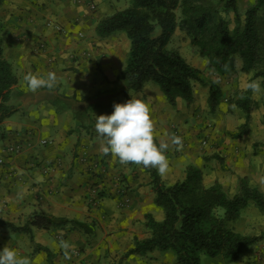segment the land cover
Returning a JSON list of instances; mask_svg holds the SVG:
<instances>
[{
  "label": "crops",
  "instance_id": "obj_1",
  "mask_svg": "<svg viewBox=\"0 0 264 264\" xmlns=\"http://www.w3.org/2000/svg\"><path fill=\"white\" fill-rule=\"evenodd\" d=\"M125 8L116 0H3L0 7L4 57L18 78L8 102L13 112L0 120V222L23 227L36 211L82 223L30 231L0 223V250L8 246L28 264H176L174 255L161 251L124 257L136 238L150 236L146 214L162 220L164 213L142 166H123L100 152L96 116L111 115L107 105L116 96L149 103L157 145L170 144L166 183L183 180L187 167L195 166L207 185L217 181L236 193L246 177L264 193V77L252 80L259 93L232 109L221 107L227 95L246 90L242 80L248 84L255 74L244 66L231 76L236 68L221 77L203 71L223 92L215 109L209 86L202 84L195 85L190 102L178 98L172 105L149 82L126 99L118 78L129 39L123 32L107 38L97 32L99 20ZM50 71L59 77L53 90H26L27 73ZM172 134L182 137V150L171 145ZM10 145L22 151L10 153ZM229 264H264V244H253Z\"/></svg>",
  "mask_w": 264,
  "mask_h": 264
},
{
  "label": "trees",
  "instance_id": "obj_2",
  "mask_svg": "<svg viewBox=\"0 0 264 264\" xmlns=\"http://www.w3.org/2000/svg\"><path fill=\"white\" fill-rule=\"evenodd\" d=\"M222 2L224 11L237 10L238 0ZM180 5L184 15L182 26L196 41L203 40L210 45L211 49H202L201 53L202 56H209V62L218 72L224 74L232 70L235 54L240 52L245 55L244 69H252L246 61L249 49L243 48V43L257 36L255 17L264 9V0H257L247 10L246 28L241 36L231 35L224 22L213 28V7L198 3V0H133L129 7L99 20L98 35L106 37L124 32L130 41L128 59L118 78L122 84L121 93L126 99L130 98L131 91L139 92L152 81L159 85L170 104H176L178 98L190 102L195 85L202 84L209 86L208 101L215 109L223 95L218 83L188 62L179 51L167 49L178 26L176 10ZM157 26L161 28L158 35L155 34ZM225 65L229 70H225ZM256 75L264 77V72H257ZM17 82L11 63L4 57L0 26V120L13 112L8 102ZM250 92L247 90L248 96ZM247 102L248 97L237 101V105L244 106ZM116 103L125 102L116 96L107 105L111 114ZM143 169L151 177L155 202L164 217L158 220L152 213H147L146 225L150 236L136 238L134 246L124 257L172 251L177 264H203L202 254L221 256L229 264L237 261L248 247L264 239V232L247 235L235 227L242 210L251 202L264 213V193L252 186L246 177L239 180L238 191L230 194L217 181L211 185L203 183L202 170L195 166H188L185 178L173 184L165 183L156 169ZM0 223L13 230L24 231H30L31 226L50 229L69 223L82 225L75 220L36 211L23 227L4 221Z\"/></svg>",
  "mask_w": 264,
  "mask_h": 264
},
{
  "label": "clouds",
  "instance_id": "obj_3",
  "mask_svg": "<svg viewBox=\"0 0 264 264\" xmlns=\"http://www.w3.org/2000/svg\"><path fill=\"white\" fill-rule=\"evenodd\" d=\"M224 67L226 71L229 70L227 65ZM24 81L27 91L36 92L41 88L51 91L58 84L59 77L51 71L45 75L29 72L24 76ZM246 88L255 95L260 91V84L252 81L246 85ZM226 106V104L221 105V107ZM232 107L236 106L232 105ZM95 130L104 141L100 147L102 155H111L113 160H118L123 166L133 164L156 169L161 178L166 177L170 172V162L166 155L170 144L161 141L157 145L158 133L152 118V109L145 100L131 97L125 103L114 104L111 115L96 116ZM170 142L176 150L183 149L182 137L172 134ZM64 247L68 246L65 244ZM0 264H28V262L20 257L16 250L5 246L0 250Z\"/></svg>",
  "mask_w": 264,
  "mask_h": 264
},
{
  "label": "rangeland",
  "instance_id": "obj_4",
  "mask_svg": "<svg viewBox=\"0 0 264 264\" xmlns=\"http://www.w3.org/2000/svg\"><path fill=\"white\" fill-rule=\"evenodd\" d=\"M133 0H116V4H118L119 7L125 8L127 6H130L132 4ZM182 1V0H180ZM257 0H238V7L236 11H231L227 12L223 10V2L222 0H198V3H201L203 5H208L212 6L215 14L214 18L212 20V27L218 25L221 22H224L227 24L231 35H239L241 36L243 31L246 28V17H247V10L253 6ZM3 3V0H0V7ZM177 21H178V26L176 31L174 32L171 40L169 41L167 45L168 50H176L179 51L182 56H184L188 62L193 64L194 66L202 69L207 75H221L220 72H218L214 65L209 62V56L206 55L202 56V49H211L210 45H207L205 41H196L194 37L189 33L188 30H186L181 22L183 20V8L182 5H180L177 10ZM256 20V31H257V36L256 38L246 41L243 43V48L249 49V52L246 53L247 55V64L252 65V69L247 70V71H252L255 73L253 77L250 79L249 83L252 82V80L256 78H260L261 76H257V72H264V9H262L255 17ZM212 28V29H213ZM161 31V28L159 26L156 27L155 34L158 35ZM124 33V32H123ZM125 35V34H124ZM102 37V36H100ZM108 36H106L107 38ZM126 39H128L126 37ZM122 39H119L121 42ZM129 41V40H128ZM124 43V42H123ZM130 43V41H129ZM235 65L234 68H236L235 71H232L228 73L229 76L237 73L239 70H241L242 66L245 65L244 59L245 55H243L241 52L238 54H235ZM240 62V65L238 67L237 64ZM232 69V70H233ZM231 71V70H230ZM229 72V71H228ZM218 77H221V76ZM209 77V76H208ZM228 78V77H227ZM226 78V79H227ZM230 79V78H229ZM225 80V79H224ZM247 80L248 78H245L242 80L244 84L247 85ZM226 81V80H225ZM150 85L153 87H156V89L160 90V87L158 84L150 81ZM198 85V84H197ZM246 88V86H245ZM247 88L246 90L240 88H236L235 92H232L231 94L227 95V101H224L225 104L229 109H232V105L237 106V100L238 99H244L247 97H251V92L250 95H247ZM237 96H240L242 98H238ZM216 164L218 165L220 163L219 159H216ZM140 166H133V169H138ZM204 178V177H203ZM118 183H121L120 181H117ZM165 182V181H164ZM216 182V181H215ZM166 183V182H165ZM205 183V181L203 182ZM169 184V183H167ZM207 184V182L205 183ZM124 189L127 190V188L121 184ZM121 188V189H123ZM226 190V189H225ZM102 191V190H101ZM230 194H234V189H227L226 190ZM102 192H100V189H98V194H97V199L101 198ZM100 203V202H98ZM97 203V204H98ZM236 229L247 235H253V234H261L264 232V213H262L258 207L255 206L253 202L250 203L248 207L242 210L241 216L238 219V221L235 223ZM264 244V239L257 242L256 245H262ZM167 254L166 256L169 257V255H174L172 251H166ZM77 253H80L78 250ZM163 253V252H162ZM172 253V254H170ZM175 256V255H174ZM175 263L177 264L176 258ZM223 257L218 256V257H210L207 254H202V263L203 264H224Z\"/></svg>",
  "mask_w": 264,
  "mask_h": 264
},
{
  "label": "built area",
  "instance_id": "obj_5",
  "mask_svg": "<svg viewBox=\"0 0 264 264\" xmlns=\"http://www.w3.org/2000/svg\"><path fill=\"white\" fill-rule=\"evenodd\" d=\"M95 5H93L94 7ZM202 143L204 145L208 144V140L207 139H203L202 140ZM8 151L12 154H19L21 151H22V147L20 145H10L8 147ZM4 162V159L3 158H0V163H3ZM124 201L128 202L129 199H127V197L124 199Z\"/></svg>",
  "mask_w": 264,
  "mask_h": 264
}]
</instances>
